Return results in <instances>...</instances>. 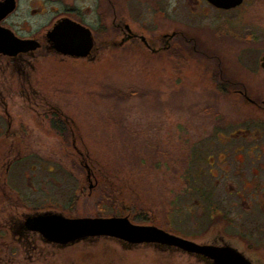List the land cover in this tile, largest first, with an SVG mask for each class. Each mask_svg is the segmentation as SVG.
I'll use <instances>...</instances> for the list:
<instances>
[{
    "label": "flooded vegetation",
    "instance_id": "1",
    "mask_svg": "<svg viewBox=\"0 0 264 264\" xmlns=\"http://www.w3.org/2000/svg\"><path fill=\"white\" fill-rule=\"evenodd\" d=\"M23 1L0 0V41L6 36L30 41L17 51L0 44V258L36 257L43 254V249L55 255L83 242L104 239L126 247L152 245L188 257L192 264H215L212 254L221 264H264V51L252 57L256 42L241 35L227 20L216 27L191 21L192 15L205 16L209 11L251 13L256 3L264 5V0H241L227 9L208 0H41L38 7L29 10L30 18L45 20L34 31L26 12L20 9ZM49 1L56 6L47 8ZM31 2L36 0L28 3ZM63 18L89 30L92 45L86 56L75 58L53 48L48 33ZM242 44L248 45V56L237 54ZM101 49L120 50L125 60L167 65L172 78L176 65L193 63L203 71L208 86L205 91L220 101L217 108L192 107L210 118L200 133L185 124L178 129L173 116L168 156L169 224L159 226L153 218L143 223L194 242L210 254L177 244H132L109 236H88L62 244L26 226L28 216L40 213L29 203V194L47 185L48 174L53 173L46 157L32 150V111L39 117L47 116L50 129L66 128L75 146L72 119L33 88V63L44 55L91 63L99 58ZM224 49L234 56H222ZM61 134L56 132L59 139ZM175 140L181 144L178 151ZM77 156L85 170L88 192L73 183L71 172L59 169L67 182L75 185L73 189L81 193L57 212L66 217H80L73 213L80 195L91 196L97 184L90 163L80 152ZM107 181L106 188L112 186L111 179ZM107 194L111 198L114 192ZM5 208L23 210L8 211L3 216ZM118 210L115 208L110 215L98 211L91 217L120 216L132 223H138L140 217V221L144 219L142 210L135 213L138 219L130 216V208L125 205Z\"/></svg>",
    "mask_w": 264,
    "mask_h": 264
},
{
    "label": "rangeland",
    "instance_id": "2",
    "mask_svg": "<svg viewBox=\"0 0 264 264\" xmlns=\"http://www.w3.org/2000/svg\"><path fill=\"white\" fill-rule=\"evenodd\" d=\"M28 2L24 0L20 9L26 12L30 28L34 31L45 20L30 18L29 10L38 7L41 0ZM48 4L47 8L56 6L54 1ZM253 9L251 13L232 14L209 11L205 16L192 15L191 21L209 27L229 21L241 35L256 42L255 53L251 54L256 58L264 51V5L256 3ZM206 38L212 39L209 35ZM239 46L245 48L237 47V54L248 56V45ZM122 56L125 53L120 50L101 49L99 58L91 63L84 59L51 55L40 56L34 61L33 88L72 119L76 149L70 135L59 139L54 129L49 127V118L39 117L32 111L29 122L32 150H35V155L45 156L48 168L53 170L48 174L47 185L29 194V203L38 207L36 210L40 213L62 211L75 195L81 194L78 188L73 189L77 184L84 186L85 193L88 192L85 170L77 156L80 152L93 168L97 184L91 196L83 198L80 195L73 213L81 217H91L98 211L110 215L115 208L119 211L122 204L130 208V216L136 217V211L148 210L154 223L168 227V156L173 116L179 124L178 129L185 124V127L190 126L194 132L198 129L200 133L210 118L192 107L217 108L221 103L205 91L206 78L193 63L176 65L172 78L168 76L170 69L167 65L143 64L125 60ZM222 56L233 57L234 54L224 49ZM117 91L121 94L118 95ZM126 92L132 94L124 97ZM175 144L177 151L179 146L181 149L179 141L175 140ZM59 169L71 172V180L76 184L67 182ZM20 179L24 185L23 174ZM108 179L112 184L109 189L106 188ZM107 191L114 192V195L105 199L103 194ZM5 210L3 216L8 211L16 213L23 209ZM136 221L138 223H134H147V220ZM41 251L43 254L36 257H1L0 264H192L188 257L171 254L152 245L126 247L104 239L95 243L83 242L55 255L44 249Z\"/></svg>",
    "mask_w": 264,
    "mask_h": 264
},
{
    "label": "water",
    "instance_id": "3",
    "mask_svg": "<svg viewBox=\"0 0 264 264\" xmlns=\"http://www.w3.org/2000/svg\"><path fill=\"white\" fill-rule=\"evenodd\" d=\"M220 8H231L238 5L241 0H208ZM53 48L71 57H84L91 49L92 39L89 30L63 18L48 33ZM30 41H21L14 37L6 36L1 39L0 44L13 46L14 50L23 49L24 44ZM35 47L34 45L32 46ZM91 187V186H90ZM26 226L38 231L50 241L62 244L71 243L84 239L88 236H113L133 244L138 243H161L177 244L186 250L206 252L204 247L174 236L153 225H139L131 223L126 217H66L60 213H39L26 218ZM215 264H221L217 255H211ZM219 260V262H218Z\"/></svg>",
    "mask_w": 264,
    "mask_h": 264
},
{
    "label": "trees",
    "instance_id": "4",
    "mask_svg": "<svg viewBox=\"0 0 264 264\" xmlns=\"http://www.w3.org/2000/svg\"><path fill=\"white\" fill-rule=\"evenodd\" d=\"M116 93H117L118 95L121 94L120 91H117ZM131 94H132V93L126 92V93L124 94V97H127V96H129V95H131ZM116 96H117V95H116ZM54 129H55V131H56L59 135L63 132V135L61 134V136H62V140H63V138H65L64 136H66V138H67L68 134L66 133V132H67L66 128H63V129H61V128H54ZM103 196H104L103 198L108 199L110 195L107 194V193H104ZM141 213H142V217L144 218L143 220H150V219H151V212H150V211H148V210H142ZM135 219H138V218L135 217ZM139 219L141 220V217H140Z\"/></svg>",
    "mask_w": 264,
    "mask_h": 264
}]
</instances>
